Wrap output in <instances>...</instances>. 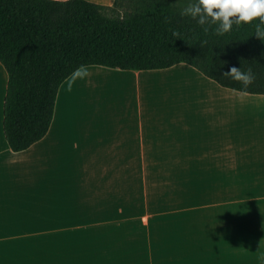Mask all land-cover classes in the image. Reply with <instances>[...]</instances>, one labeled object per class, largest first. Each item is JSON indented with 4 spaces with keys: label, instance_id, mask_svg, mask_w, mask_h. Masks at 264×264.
<instances>
[{
    "label": "crops",
    "instance_id": "0c3cea01",
    "mask_svg": "<svg viewBox=\"0 0 264 264\" xmlns=\"http://www.w3.org/2000/svg\"><path fill=\"white\" fill-rule=\"evenodd\" d=\"M78 70L60 86L48 133L15 151L0 60V264H264L263 188L236 187L264 186V94L186 62ZM93 79L114 90L93 98ZM191 186L212 188L211 207H190L203 195ZM170 200L177 207L163 208ZM154 217L164 223L150 226ZM76 245L92 255H62Z\"/></svg>",
    "mask_w": 264,
    "mask_h": 264
},
{
    "label": "trees",
    "instance_id": "16d2710c",
    "mask_svg": "<svg viewBox=\"0 0 264 264\" xmlns=\"http://www.w3.org/2000/svg\"><path fill=\"white\" fill-rule=\"evenodd\" d=\"M188 2L0 0V60L9 73L4 130L12 149L48 133L61 84L84 65L156 69L186 62L223 86L264 94V41L254 33L259 21L234 24L222 36L214 26L205 33L180 15ZM232 66L251 68L255 81L244 88L222 76Z\"/></svg>",
    "mask_w": 264,
    "mask_h": 264
},
{
    "label": "clouds",
    "instance_id": "9594fccd",
    "mask_svg": "<svg viewBox=\"0 0 264 264\" xmlns=\"http://www.w3.org/2000/svg\"><path fill=\"white\" fill-rule=\"evenodd\" d=\"M181 16H188L196 20L205 33L213 29L214 33L222 36L232 30L233 25L250 24L254 20L255 36L264 41V0H189L181 8ZM173 35L179 36L174 32ZM207 41H202V45ZM81 76L86 75L83 69L78 70ZM222 76L240 82L247 88L255 81L252 69L241 71L240 67L232 66ZM264 260V256L261 257Z\"/></svg>",
    "mask_w": 264,
    "mask_h": 264
},
{
    "label": "rangeland",
    "instance_id": "374dc122",
    "mask_svg": "<svg viewBox=\"0 0 264 264\" xmlns=\"http://www.w3.org/2000/svg\"><path fill=\"white\" fill-rule=\"evenodd\" d=\"M116 13L119 14H124V11L122 9H115ZM96 82V83H94ZM92 83H94V85H89L90 87H92L91 90V95L93 98L96 99H100L101 95L102 96H107L108 94H110L114 89H111L112 87L110 86L112 84V82L110 81H106L105 79H101L100 80H96L93 79ZM229 187L232 186H227V189ZM237 187V191H241L244 189H247L252 192H261V188H263L264 191V186H236ZM192 191L189 192L190 195H192V197L196 198L197 196H200L199 199H193V201L190 202V207H196L197 204L200 203H204L205 206H201V207H211L212 204V198L210 197V195L212 196V188L209 189L208 186H191ZM204 189V190H203ZM204 192V193H203ZM242 192V191H241ZM176 202H174L173 205V200H170L166 203V206H163V208H169V207H177L175 206ZM147 223L152 226V225H157V224H163L164 223V219L163 217H154V219L150 222V218L147 220ZM86 236L87 234H81V233H64L61 234V241L62 242H73V243H80V242H84V240H86ZM115 238V236L113 234H110L107 238H105V240H113ZM77 249H72V250H64L62 249V255L64 254L65 251H72L75 252L77 256H88V255H92L91 253H83L85 250L83 248H79V245H76Z\"/></svg>",
    "mask_w": 264,
    "mask_h": 264
}]
</instances>
